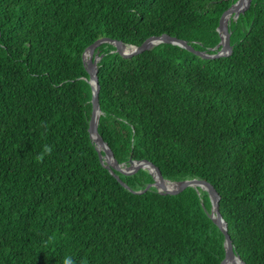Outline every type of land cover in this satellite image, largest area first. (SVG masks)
Listing matches in <instances>:
<instances>
[{
  "label": "trees",
  "instance_id": "trees-1",
  "mask_svg": "<svg viewBox=\"0 0 264 264\" xmlns=\"http://www.w3.org/2000/svg\"><path fill=\"white\" fill-rule=\"evenodd\" d=\"M234 1L0 0V264L220 263L205 190L141 191L146 168L100 163L81 54L101 37L137 46L161 34L213 54ZM226 23L230 52L213 58L95 46L96 130L121 167L146 160L166 180L208 182L233 253L264 264V0ZM45 143L54 150L38 163Z\"/></svg>",
  "mask_w": 264,
  "mask_h": 264
},
{
  "label": "water",
  "instance_id": "water-1",
  "mask_svg": "<svg viewBox=\"0 0 264 264\" xmlns=\"http://www.w3.org/2000/svg\"><path fill=\"white\" fill-rule=\"evenodd\" d=\"M250 0H244V4L240 5L243 0H235L226 10H224L218 19V24L216 27V31L218 32L219 41L215 45L214 48H216V52L213 54H206L204 52L200 51H194L192 50L183 40L176 39L175 37L169 36L167 34H161L159 36H149L145 38L139 45H124L118 40L108 39L106 37H101L93 42H91L82 52L81 59L84 64V69L87 73V82L90 86V115L88 119V136L89 138L94 142L95 149L97 151V156L101 164L107 170L112 173V170H117L121 173H132L136 171L139 168H146L149 173L152 175L153 182L150 184H147L141 191H144L149 186H154L159 193L162 194H177L181 192L183 189H185L187 186H198L202 190H205L208 195V199L210 202V209H209V217L212 219L214 224L218 227V229L223 234V247H224V256L221 259L219 264H223V261L227 257H235L237 259L236 264H244L242 260L233 253L232 246L230 242V238L226 232L225 228V222L220 216V213L218 211L217 207V201L219 199V196L215 189L206 181L201 179H189V180H182V181H169L163 178L160 171L157 167H155L153 164L146 160H140V161H134V160H128V166H120L116 163L115 159L112 156V153L106 143L101 139L99 134L96 130V123H97V117L99 114V108L97 104V98H98V84H97V78L95 75L96 66L95 63L99 59L100 55H97L96 53L93 54V50L95 46L102 42H109L114 46V51L118 53L122 57H129L133 54H136L140 51H142L145 48H148L152 45H155L157 43H171V44H177L181 47H184L188 50L193 51L195 54L203 57V58H213L217 56H224L227 55L230 52L231 47L229 46V33L227 31V23L225 21H222L223 18L229 17L230 15L232 18H235L239 12H241L243 9H245ZM219 46V48H217ZM102 153V154H101ZM114 177H116L114 175ZM168 184H171L172 186L168 187ZM125 186V185H123ZM140 192V191H136Z\"/></svg>",
  "mask_w": 264,
  "mask_h": 264
},
{
  "label": "clouds",
  "instance_id": "clouds-1",
  "mask_svg": "<svg viewBox=\"0 0 264 264\" xmlns=\"http://www.w3.org/2000/svg\"><path fill=\"white\" fill-rule=\"evenodd\" d=\"M53 146L50 144L45 143L42 146V151L40 153H38L35 157L36 162L38 163H42L44 160L45 156H50L53 152ZM61 264H76V261L74 260V258L70 255H66L62 261ZM80 264H86V261L81 260Z\"/></svg>",
  "mask_w": 264,
  "mask_h": 264
},
{
  "label": "bare ground",
  "instance_id": "bare-ground-1",
  "mask_svg": "<svg viewBox=\"0 0 264 264\" xmlns=\"http://www.w3.org/2000/svg\"><path fill=\"white\" fill-rule=\"evenodd\" d=\"M244 4V0L243 2L240 4L242 5ZM231 16V15H230ZM227 19H228V16L226 18H223L222 21H225L227 22ZM172 186L171 184H168V187ZM237 263V259L235 257H227L224 261H223V264H236Z\"/></svg>",
  "mask_w": 264,
  "mask_h": 264
},
{
  "label": "rangeland",
  "instance_id": "rangeland-1",
  "mask_svg": "<svg viewBox=\"0 0 264 264\" xmlns=\"http://www.w3.org/2000/svg\"><path fill=\"white\" fill-rule=\"evenodd\" d=\"M228 20V19H227Z\"/></svg>",
  "mask_w": 264,
  "mask_h": 264
}]
</instances>
